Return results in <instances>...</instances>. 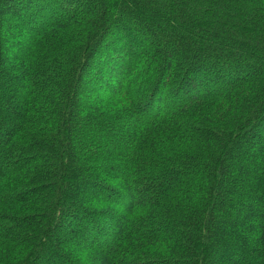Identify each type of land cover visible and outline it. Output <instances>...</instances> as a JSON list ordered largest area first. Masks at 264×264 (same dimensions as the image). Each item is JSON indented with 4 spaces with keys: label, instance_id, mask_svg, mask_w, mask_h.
<instances>
[{
    "label": "trees",
    "instance_id": "1",
    "mask_svg": "<svg viewBox=\"0 0 264 264\" xmlns=\"http://www.w3.org/2000/svg\"><path fill=\"white\" fill-rule=\"evenodd\" d=\"M0 264H264V0H0Z\"/></svg>",
    "mask_w": 264,
    "mask_h": 264
},
{
    "label": "rangeland",
    "instance_id": "2",
    "mask_svg": "<svg viewBox=\"0 0 264 264\" xmlns=\"http://www.w3.org/2000/svg\"><path fill=\"white\" fill-rule=\"evenodd\" d=\"M9 32H12V30L10 29ZM10 41H11V40H10ZM113 83H114V82H113ZM81 104L84 105L83 102H82ZM100 108H101V107H100ZM101 109H102V108H101ZM115 129H116V128H114V129L112 130V134H113V135H114V134H117V131H116ZM113 135H112V136H113ZM102 142H103V143H101V145H102V146H105V141H102ZM118 146H119V148H120L121 144L119 143Z\"/></svg>",
    "mask_w": 264,
    "mask_h": 264
}]
</instances>
